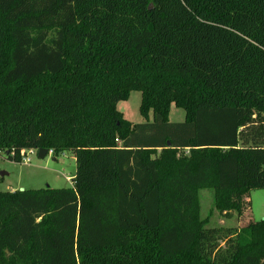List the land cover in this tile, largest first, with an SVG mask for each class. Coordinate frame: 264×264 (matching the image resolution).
Wrapping results in <instances>:
<instances>
[{"label": "trees", "instance_id": "1", "mask_svg": "<svg viewBox=\"0 0 264 264\" xmlns=\"http://www.w3.org/2000/svg\"><path fill=\"white\" fill-rule=\"evenodd\" d=\"M31 150L76 173L0 191V264H264V220L208 228L199 197L264 190V0H0V154Z\"/></svg>", "mask_w": 264, "mask_h": 264}, {"label": "rangeland", "instance_id": "2", "mask_svg": "<svg viewBox=\"0 0 264 264\" xmlns=\"http://www.w3.org/2000/svg\"><path fill=\"white\" fill-rule=\"evenodd\" d=\"M142 97L139 92H132L128 99L120 101L116 108L124 119L132 125L152 123L153 113L150 111L147 117L141 113ZM167 121L171 124H180L185 121V112L181 108L172 105ZM30 162L16 163L9 161L5 154H0V191L15 192L19 190H41L46 188L63 189L71 187V182L76 173V163L73 154H60L53 158L48 154L41 160L37 152L29 155ZM201 205V218L207 220L208 228L226 227L241 228L248 222H260L264 220V190H252L248 197L250 203L248 212L238 218L234 213L230 218L216 211L214 196L210 190L199 193Z\"/></svg>", "mask_w": 264, "mask_h": 264}, {"label": "built area", "instance_id": "3", "mask_svg": "<svg viewBox=\"0 0 264 264\" xmlns=\"http://www.w3.org/2000/svg\"><path fill=\"white\" fill-rule=\"evenodd\" d=\"M37 151H33V150H31V151H26V152H22L21 153V157H22V163H25V164H28L29 162H30V160H29V155H32L33 153H36ZM49 154H52V152H50ZM13 156V155H12ZM68 181H72V180H70V178H68Z\"/></svg>", "mask_w": 264, "mask_h": 264}, {"label": "water", "instance_id": "4", "mask_svg": "<svg viewBox=\"0 0 264 264\" xmlns=\"http://www.w3.org/2000/svg\"><path fill=\"white\" fill-rule=\"evenodd\" d=\"M37 154L39 159L43 160L49 153L47 150H39ZM0 176L3 177V174H0Z\"/></svg>", "mask_w": 264, "mask_h": 264}]
</instances>
